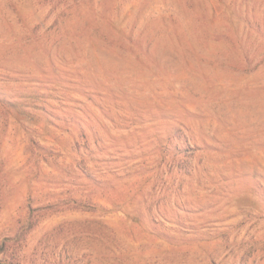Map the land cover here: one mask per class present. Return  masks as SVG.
<instances>
[{
  "label": "rangeland",
  "instance_id": "374dc122",
  "mask_svg": "<svg viewBox=\"0 0 264 264\" xmlns=\"http://www.w3.org/2000/svg\"><path fill=\"white\" fill-rule=\"evenodd\" d=\"M0 264H264V0H0Z\"/></svg>",
  "mask_w": 264,
  "mask_h": 264
}]
</instances>
